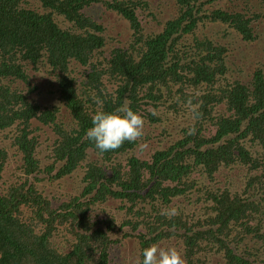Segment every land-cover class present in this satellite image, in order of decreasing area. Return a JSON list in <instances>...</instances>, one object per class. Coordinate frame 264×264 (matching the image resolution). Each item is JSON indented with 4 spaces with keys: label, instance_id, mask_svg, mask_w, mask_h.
<instances>
[{
    "label": "trees",
    "instance_id": "1",
    "mask_svg": "<svg viewBox=\"0 0 264 264\" xmlns=\"http://www.w3.org/2000/svg\"><path fill=\"white\" fill-rule=\"evenodd\" d=\"M173 1L175 15L160 20L150 0H0V264H110V235L130 224H115L110 200L134 219L137 259L165 239L186 264H264V68L225 86L224 46L198 34L179 42L214 22L251 41L264 0L211 11L221 0ZM100 5L127 23L125 41L94 16ZM40 86L60 106H41L32 96ZM119 106L164 125L159 143L171 137L168 124H182L178 137L147 159L134 150L148 132L100 153L85 136L90 117ZM44 127L52 136L40 141ZM10 155L19 162L6 179ZM79 168L84 187L66 200L37 184H61ZM194 197L196 218L178 206L162 214ZM63 232L67 250L54 241Z\"/></svg>",
    "mask_w": 264,
    "mask_h": 264
},
{
    "label": "rangeland",
    "instance_id": "2",
    "mask_svg": "<svg viewBox=\"0 0 264 264\" xmlns=\"http://www.w3.org/2000/svg\"><path fill=\"white\" fill-rule=\"evenodd\" d=\"M153 3V10L159 11L158 18L162 20L163 18H169L172 14L175 15L176 8L174 5L173 0H150ZM236 4L243 6L247 0H233ZM156 4L159 6H156ZM232 3L228 0H221L214 2L207 6L208 10H214L216 8H231ZM255 10L260 11L261 7L258 5H254ZM165 10V11H164ZM93 13L95 14L98 19L106 26L107 34L111 37H117L123 41L127 38L130 30H128L127 23L120 19L114 12H108L103 5L95 6L93 9ZM150 16V15H149ZM146 22L150 25V29L157 26L158 29L162 28L161 23H157L155 20H151V18L147 19ZM257 26L255 25V38L251 39V41H246L242 38L241 34L233 31L232 29L227 28V24L222 22H214L210 23L207 26H202L199 24L198 28L195 31L189 34H183V36L179 39V42L189 44L193 42L194 37L198 34L202 38L203 36H209L214 42L219 43L220 45L226 48V60L228 69L224 76H220V83L228 86L230 83L234 82V80L239 79L243 81H250L251 75L257 67L259 68L262 66L264 68V16L256 22ZM84 68H79L75 72L72 73L73 77L75 78H82V71ZM43 83V82H42ZM110 86V85H108ZM43 86H40L38 90L35 91L34 96L38 99L41 106H60L61 101L55 95L51 97L48 94L47 89H42ZM62 110L65 111L66 107L62 104ZM34 126H39V122L33 120ZM167 125V124H166ZM163 127H157L148 125L144 123L143 135L147 132L150 134L149 140H141L140 143L135 147L134 153L137 156H140L143 159L150 158L152 151L158 147L165 148L167 144L178 137V130L181 129L182 124L172 123L168 124L167 128L171 137H167L165 141L159 143V139H163L164 136H160V132L163 131ZM39 133V140L44 141L47 137L52 136L50 134V130L48 127H44L43 130L36 131ZM49 142H51L49 140ZM140 144H143L144 147L141 149L139 147ZM39 150H42L39 147ZM45 152L38 151L39 156L43 157ZM90 157L93 158L92 153ZM19 162V157L10 155L7 165H6V179L9 178L10 173L14 170L16 163ZM79 176L77 177V175ZM81 170L80 168L77 169L72 176L68 177L61 184L49 186L47 180L38 181L37 184L39 187L46 188V191L53 195L54 200L63 199L66 200L69 198L70 195H77L81 192L84 184L80 182L81 179ZM222 179V176H220ZM222 185V184H221ZM233 189V188H231ZM190 196V195H189ZM187 197V196H186ZM109 203V210L114 212L116 217L118 218L117 223L120 225L122 219L128 218L130 224L122 225L121 229L111 233V237L115 239V244L113 246L114 250H110V264H135L137 261L138 249L139 244L136 240L137 237L134 235L138 232V229H133L131 226L132 215L128 213V215L124 216V211L117 210V204H119V200H110ZM199 202L196 201V198H191L190 200H182L179 201L178 204L175 205L174 208L177 206L182 208V211H186V213H190L192 217L196 218L197 215L201 213V206L202 203L198 205ZM174 205H171V207ZM100 212V211H99ZM101 213V212H100ZM102 214V213H101ZM105 216L104 214H102ZM163 229L169 231L173 229L171 226H163ZM144 231V229H143ZM129 232L132 235L124 236L125 233ZM158 231H156L157 233ZM154 233V234H156ZM63 235L59 238H55L54 241L56 246L60 250H67L70 246L68 245V241L66 239L71 238L70 235H66L65 232L62 233ZM153 234V235H154ZM117 240V241H116ZM175 241H166L163 239L158 244L162 246H174L176 247L183 255V248L178 246L174 243ZM184 257V256H183ZM185 259V257H184ZM186 261V259H185Z\"/></svg>",
    "mask_w": 264,
    "mask_h": 264
},
{
    "label": "clouds",
    "instance_id": "3",
    "mask_svg": "<svg viewBox=\"0 0 264 264\" xmlns=\"http://www.w3.org/2000/svg\"><path fill=\"white\" fill-rule=\"evenodd\" d=\"M90 122L91 126L85 130V136L100 153L116 150L124 142L137 141L143 136L144 117L130 107L119 106L111 111L97 110L91 115ZM193 132L192 128L188 130V134ZM139 147L143 149L144 145L140 144ZM162 214L173 216L176 209H169ZM136 264H186V261L176 247L154 242L141 249V258L137 259Z\"/></svg>",
    "mask_w": 264,
    "mask_h": 264
}]
</instances>
